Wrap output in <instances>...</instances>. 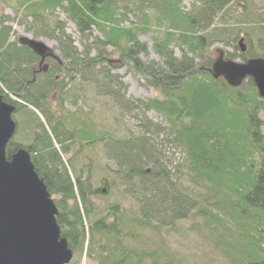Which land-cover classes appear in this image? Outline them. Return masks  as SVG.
<instances>
[{
    "label": "trees",
    "instance_id": "16d2710c",
    "mask_svg": "<svg viewBox=\"0 0 264 264\" xmlns=\"http://www.w3.org/2000/svg\"><path fill=\"white\" fill-rule=\"evenodd\" d=\"M181 2L22 0L26 19L37 25L26 31L56 42L60 63L47 57L43 63H52L46 71L40 57L12 39L9 18L0 14V94L26 124L35 126L28 145L12 140L15 129L5 155L10 159L20 148L28 152L56 207L60 237L73 256L86 252L97 264H142L147 258L125 245L117 206L96 215L92 197L102 190L92 187L83 169L71 176L64 163L63 156L73 149L102 142L127 187L142 196L147 218L174 222L196 209V215L226 248L235 253L242 250L239 264H264V133L259 117L264 113V100L251 78L237 87L223 78H212L213 61L208 56L205 59L204 52L211 45L213 36L205 31L213 17L238 0H193L187 11ZM56 9L74 23L81 51L65 32L64 23L55 19ZM128 14L136 20L123 26ZM53 17L49 26L46 20ZM263 24L261 20L252 28L260 30L255 34L257 49L247 46L244 53L229 54L232 59L264 58ZM152 26L164 30L162 36L152 38L158 61L147 59V43L140 40ZM93 29L100 36L93 35ZM175 48L180 57L175 56ZM115 63L141 75L158 95L147 100L128 97L122 76L112 72ZM59 74L70 80L79 78L108 97L121 113L136 118L139 133L126 138L108 132L95 136L74 125L63 109L66 86ZM148 111H155L164 123L148 119ZM13 121L15 126L21 123L20 119ZM160 135H164L161 141ZM161 142L184 153L192 187L177 185L171 178L163 165ZM200 188L209 192L206 198ZM229 232L231 240L224 236Z\"/></svg>",
    "mask_w": 264,
    "mask_h": 264
},
{
    "label": "rangeland",
    "instance_id": "374dc122",
    "mask_svg": "<svg viewBox=\"0 0 264 264\" xmlns=\"http://www.w3.org/2000/svg\"><path fill=\"white\" fill-rule=\"evenodd\" d=\"M21 1L0 0V14L3 13L9 18L8 25L14 32L12 39L17 38L18 40V37L22 35L35 38L33 33L26 30L27 27L35 28L37 25L31 22L30 18L26 19L20 7ZM192 4L193 0H182L181 8L187 11L191 9ZM54 17L64 23L65 32L72 37L74 45L81 51L80 35L74 23L60 9L55 10ZM54 17L46 20V23L49 21V26L53 25ZM135 20L132 14H128L122 25L128 26L130 21ZM261 20L264 22V0H238V4L230 3L213 17L212 25L209 26L208 31H205L213 36L211 45L204 51L205 59L208 56L214 61L220 52H223L224 57L228 59H231L229 54H239L238 40L240 37L244 38L243 44L251 46L253 50L257 49L255 34L260 30L257 27L253 30L252 28ZM163 31L160 27L152 26L147 34L140 35V40L147 43V59L158 61V57L153 52L152 38L162 36ZM92 32L93 35L100 36L96 29ZM35 39L45 42L52 51L54 50L59 55L54 40L45 36H38ZM174 54L176 57L181 56L178 48L174 49ZM113 58H117L116 55ZM142 59L146 57L142 56ZM56 61L60 63V59ZM196 62L199 63V60ZM51 63L47 61L44 63L46 70L47 65ZM112 72L122 76L128 88V97L147 100L158 95L151 86L146 85L141 75H134L119 63H115ZM58 76L61 83L66 86L63 109L72 118L74 125L84 128L95 136L108 132L118 138H126L139 133L136 118L131 114L121 113L108 97L98 94L90 84L81 83L76 77L70 80L62 74ZM146 117L155 123H164L162 117L155 111H148ZM259 117L263 122L262 131L264 133V113L259 114ZM12 119L21 120V123L16 124V133L12 140L22 145L30 144L34 124H26L27 122L15 111H13ZM163 139L164 135L158 137L159 141ZM161 146L163 165L169 171L171 178L176 181L177 185L192 187L184 153L179 148L164 142H161ZM74 150L63 156L69 174L73 176L83 169L87 173L86 176L90 177L92 187L102 190L98 197H92L97 207L96 215H104L110 207L117 206L121 212L119 227L123 241L125 245L134 248L138 254L147 255L142 264H239V254L243 255L242 250L238 249V254L226 248L224 241L218 236H213L203 218L196 215V209H193L187 218L174 222H168L167 219L162 222L147 218L148 213L143 207L142 196L139 197L138 190L127 187L122 174L117 170L116 163L106 156L102 142L91 146L83 145L73 153ZM70 158H72L71 164L68 162ZM199 191L203 198H206V194L209 193L205 188H200ZM197 200H199V195H197ZM229 234L230 232L224 235L225 239H232ZM66 264L97 263L95 257H89L84 252L82 255H72Z\"/></svg>",
    "mask_w": 264,
    "mask_h": 264
},
{
    "label": "water",
    "instance_id": "95a60500",
    "mask_svg": "<svg viewBox=\"0 0 264 264\" xmlns=\"http://www.w3.org/2000/svg\"><path fill=\"white\" fill-rule=\"evenodd\" d=\"M18 42L40 57L41 64L47 57L59 60L49 45L39 39L22 35ZM239 44L244 52L242 38ZM210 73L233 87L251 78L258 96L264 100V58L240 62L224 59L220 52ZM13 111L14 106L5 103L0 94V264H66L72 252L60 237L56 207L28 152L20 148L10 159L6 158V145L16 129Z\"/></svg>",
    "mask_w": 264,
    "mask_h": 264
},
{
    "label": "flooded vegetation",
    "instance_id": "af4514ba",
    "mask_svg": "<svg viewBox=\"0 0 264 264\" xmlns=\"http://www.w3.org/2000/svg\"><path fill=\"white\" fill-rule=\"evenodd\" d=\"M244 45V47H245V51L247 50V45L244 43L243 44ZM239 46V45H238ZM240 46H241V44H240ZM244 51V52H245ZM244 52H242V51H240V53H244ZM250 58H258V57H250ZM247 59H249V58H245L244 60H247Z\"/></svg>",
    "mask_w": 264,
    "mask_h": 264
}]
</instances>
